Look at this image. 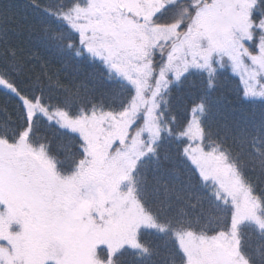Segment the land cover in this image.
<instances>
[{
  "label": "snow or ice",
  "instance_id": "snow-or-ice-1",
  "mask_svg": "<svg viewBox=\"0 0 264 264\" xmlns=\"http://www.w3.org/2000/svg\"><path fill=\"white\" fill-rule=\"evenodd\" d=\"M15 8L0 3V110L15 115L0 122V264H264V0ZM228 66L244 82L232 111L210 95Z\"/></svg>",
  "mask_w": 264,
  "mask_h": 264
},
{
  "label": "trees",
  "instance_id": "trees-1",
  "mask_svg": "<svg viewBox=\"0 0 264 264\" xmlns=\"http://www.w3.org/2000/svg\"><path fill=\"white\" fill-rule=\"evenodd\" d=\"M5 2V0H0V3ZM7 2H10L14 5H16V8L14 11L20 13L21 15L24 12L30 11V9L27 8V5L29 4L30 0H7ZM53 64L55 67L59 68L60 64L53 59ZM219 72L222 73V76L220 77L221 80H226L228 87L227 89L223 88H217L214 91H211L210 95L213 100L220 99L221 104L224 107L225 111H232V110H238L241 108L240 100L244 99L243 97V91L240 85L239 80L234 77L228 67L219 69ZM204 79H206V74H204ZM192 83L194 84L193 91V97L189 98L185 96L183 98V106L186 109H190L192 106L191 100L195 98V94H197L200 90L203 89V80L200 78V76L192 77L191 78ZM177 96V92L173 91L172 93V103L175 105L176 100L175 97ZM5 97L3 96V93L0 92V109L3 108L5 105ZM13 105L11 102H8V113L6 114L3 110H0V122H3L4 120L8 119L9 116H11L12 119H15V115L13 114ZM244 113L245 115L252 116L256 119L259 118L260 111H259V102L257 101L256 104H253L249 106L247 102H245L244 105ZM190 117V111L187 113ZM236 115H240L241 113L239 111L235 112Z\"/></svg>",
  "mask_w": 264,
  "mask_h": 264
},
{
  "label": "rangeland",
  "instance_id": "rangeland-1",
  "mask_svg": "<svg viewBox=\"0 0 264 264\" xmlns=\"http://www.w3.org/2000/svg\"><path fill=\"white\" fill-rule=\"evenodd\" d=\"M228 69H229L230 73L239 80L240 85H241V88H242V91H243V89H244V82H243V79H242L241 72L240 71H233V69L231 68V66H228Z\"/></svg>",
  "mask_w": 264,
  "mask_h": 264
}]
</instances>
